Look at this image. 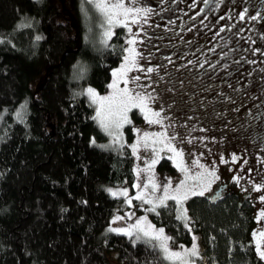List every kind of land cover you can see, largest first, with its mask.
<instances>
[{"label":"trees","instance_id":"obj_1","mask_svg":"<svg viewBox=\"0 0 264 264\" xmlns=\"http://www.w3.org/2000/svg\"><path fill=\"white\" fill-rule=\"evenodd\" d=\"M102 21L93 0H0V264H167L111 230L115 214L131 219L127 197L112 193L131 191L134 172L129 147L99 143L84 93L105 92L125 52L123 28L105 42ZM158 168L174 171L165 158ZM186 208L201 236L196 264H264L249 238L248 197L191 196ZM152 220L174 243L190 242L174 201Z\"/></svg>","mask_w":264,"mask_h":264},{"label":"rangeland","instance_id":"obj_2","mask_svg":"<svg viewBox=\"0 0 264 264\" xmlns=\"http://www.w3.org/2000/svg\"><path fill=\"white\" fill-rule=\"evenodd\" d=\"M93 1L124 6L98 7L104 41L109 39L106 32L113 35L122 27L125 52L105 92L84 89L105 135L99 143L107 150L126 145L133 155L134 181L122 209L131 219H116L115 214L112 229H122L125 235L131 232L127 236L133 242L153 246L167 264H196L202 257V242L191 229L186 200L212 197L217 184L226 183V192L252 202L254 225L249 238L256 258L264 263L260 255L264 241L257 245L254 235L264 231V0ZM114 83L115 87H109ZM89 88L96 93L95 101ZM132 111L138 112L141 121ZM125 115L131 123L123 122ZM127 134L132 135L130 141ZM168 146L182 156L168 151ZM157 153L158 162L149 169ZM163 158L171 161L173 172L159 170ZM123 188L113 191L122 196ZM141 194L143 200L135 199ZM165 195L164 204L175 202L191 232L187 244L169 239L167 251L154 238L160 228L152 220ZM154 206L155 212L150 210ZM164 236L169 237L165 232ZM194 244L197 255L190 251Z\"/></svg>","mask_w":264,"mask_h":264},{"label":"snow or ice","instance_id":"obj_3","mask_svg":"<svg viewBox=\"0 0 264 264\" xmlns=\"http://www.w3.org/2000/svg\"><path fill=\"white\" fill-rule=\"evenodd\" d=\"M97 7H100L102 9H106L107 7H111L113 9H119V8H123L124 6H123L122 3H116V4H113V5H110V6L109 5H105V4H99V5H97ZM108 23L109 24L112 23V18L111 17L109 18ZM111 35H112L111 31H108V32L105 33V36L108 37V38H110ZM131 43H134V41H131ZM129 51H132V50H129ZM125 60H128V57H125ZM148 71H152V69H148ZM113 75H116V73L114 72ZM134 79H139V78L138 77H135ZM109 87H115V83L112 84V85H109ZM87 91L92 96L93 100L95 101L97 99V96H96V93L94 92V90L91 89V88H89ZM125 92H127L126 89H125ZM132 107H141V105L133 104ZM98 115H99V113H98ZM154 115H157L158 116L159 113H154ZM123 122L124 123H131V121L128 120V118H127L126 115L123 117ZM153 122L159 123L160 121L157 120V121H153ZM101 123H102V126H104L105 128L108 127V125L107 124H104L103 121H101ZM117 127H120V125L118 124ZM145 136H147V133L145 134ZM168 151H170V152H176V155L182 156V152H177L174 147L168 146ZM158 159H159V153L156 154V159H153L151 161V164L148 165V168L151 169L158 162ZM233 159H235V157H233ZM177 167H180V164H177ZM137 175H139V172H137ZM134 187L139 188L140 185L139 184H136V185H134ZM144 187L146 188L147 185H144ZM156 187H158V186L155 185V184H153V188H156ZM109 191H111V190H109ZM166 191H167V189H165V192ZM112 194L113 195H116L117 193H112ZM120 194H122L124 196H127L128 195L127 190L123 191ZM194 194H196V193H194ZM198 194L199 195H203L204 193L203 192H200ZM135 199L143 200L144 197L141 194V195H137L135 197ZM166 199H168L167 195H165L164 197H162L160 199V205H164V202H165ZM172 199L176 200L178 198L177 197H172ZM261 199L264 200V197H261ZM127 202L130 204L131 203V199H129ZM146 202L152 203V201H150V200H148ZM150 210L153 211V212H155L156 211L155 206L153 208H151ZM261 216H264V212L261 213ZM116 219H123V218L122 217H117ZM133 227L134 228H138V225H134ZM111 230L112 231H124L122 229H111ZM139 231H143V230L142 229H139ZM127 235L131 236L132 233L131 232H127ZM144 235L145 236H148V235H150V233L144 232ZM254 235H256V238H257L256 239L257 245H260L261 241H264V231H261L258 234H254ZM154 238L157 239V240H159L160 241V247H162L165 251H167V241L169 239H171V238L170 237H167V236H164V230L163 229L157 230L156 235L154 236ZM137 239H139V236H137ZM193 239H195V237ZM190 251H191V254L192 255H197L198 254L197 253V248H196V245L195 244L193 245V248ZM172 255L173 256H178L179 254L178 253H173ZM260 255H261V257H264V251H260Z\"/></svg>","mask_w":264,"mask_h":264},{"label":"water","instance_id":"obj_4","mask_svg":"<svg viewBox=\"0 0 264 264\" xmlns=\"http://www.w3.org/2000/svg\"><path fill=\"white\" fill-rule=\"evenodd\" d=\"M224 186L219 187V189L212 195V200H214L216 197H219L222 194V190L224 189Z\"/></svg>","mask_w":264,"mask_h":264},{"label":"flooded vegetation","instance_id":"obj_5","mask_svg":"<svg viewBox=\"0 0 264 264\" xmlns=\"http://www.w3.org/2000/svg\"><path fill=\"white\" fill-rule=\"evenodd\" d=\"M224 184H226V183H218L217 186L213 189L212 195L218 190L219 187H221ZM225 188L223 189V191H225ZM223 191H222V193H223Z\"/></svg>","mask_w":264,"mask_h":264}]
</instances>
